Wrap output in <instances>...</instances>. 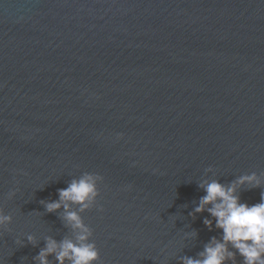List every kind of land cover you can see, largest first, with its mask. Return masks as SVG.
Wrapping results in <instances>:
<instances>
[{
	"label": "water",
	"instance_id": "95a60500",
	"mask_svg": "<svg viewBox=\"0 0 264 264\" xmlns=\"http://www.w3.org/2000/svg\"><path fill=\"white\" fill-rule=\"evenodd\" d=\"M208 167L264 174V0H0L3 264L68 234L40 202L83 172L103 177L83 214L101 264L196 257L220 236L189 216Z\"/></svg>",
	"mask_w": 264,
	"mask_h": 264
},
{
	"label": "clouds",
	"instance_id": "9594fccd",
	"mask_svg": "<svg viewBox=\"0 0 264 264\" xmlns=\"http://www.w3.org/2000/svg\"><path fill=\"white\" fill-rule=\"evenodd\" d=\"M122 135L118 139H122ZM205 178L198 183L204 195L189 216L195 220L198 214L205 212L211 218L205 217L203 224L209 232L218 230L219 238L213 236L204 244L203 250L196 257L184 255L180 264H264V174L256 172L236 177L227 184L220 183L216 170L208 167L204 170ZM103 177L99 174L83 172L74 177L66 188L57 189L58 199L40 203L47 214L59 213V218L68 230L59 241L53 236H45L44 247L32 258L33 264H101L100 252L93 241V230L84 222L83 214L98 207L100 196L99 185ZM262 189L260 202L249 205L241 201L242 190ZM16 195L9 192L8 199ZM13 222L11 214H5L0 207V236L11 232ZM198 236L196 231L185 232L184 241H190ZM27 244L36 247L37 238L27 234L23 239H16L20 247ZM0 264L3 261L0 260Z\"/></svg>",
	"mask_w": 264,
	"mask_h": 264
}]
</instances>
